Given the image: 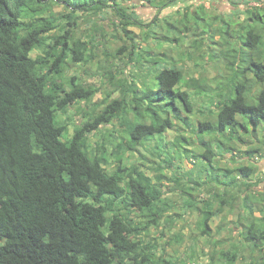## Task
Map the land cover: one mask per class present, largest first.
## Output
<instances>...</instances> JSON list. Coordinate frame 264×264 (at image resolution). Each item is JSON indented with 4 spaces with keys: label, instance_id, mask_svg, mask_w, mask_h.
<instances>
[{
    "label": "trees",
    "instance_id": "1",
    "mask_svg": "<svg viewBox=\"0 0 264 264\" xmlns=\"http://www.w3.org/2000/svg\"><path fill=\"white\" fill-rule=\"evenodd\" d=\"M53 1L71 9L72 14L67 10L64 16L69 26L75 25L77 11H101L108 2L81 5L76 0H0V264H173L165 256L157 258V247L141 239L163 219L166 204L162 189L138 167L144 168V164L126 163L123 151L138 152L137 147H143L157 162L146 156L142 159L160 169H174V184L194 173L175 172L184 167L182 156L200 165V172L212 165L218 151L239 153L247 160L259 156L264 147V8L246 11L249 22L240 26L233 45L226 39L229 25L225 24L220 44L226 47L222 56L231 58V67L215 79L214 87L201 74L184 79L183 72L169 60H160L163 42L154 49L136 47L126 27L143 23L138 16L139 20L128 16L125 9H115L119 21L113 27L121 28L131 41L130 49L124 46L118 52L130 51L134 73L111 77L118 97L75 125L67 137L68 109L90 101L96 91L74 84V78L66 90L60 79L68 62H91L92 56L86 52L92 48L82 41L76 48L69 45L70 40L74 42L71 29L49 39L47 34L55 29L52 18L25 22L23 12L38 15ZM113 1L114 6L120 5ZM171 1L175 0L151 2L162 8ZM195 15L204 21L199 12ZM166 40L171 47L181 46L177 36ZM58 43L60 53H56ZM192 45L202 44L197 41ZM202 47L200 51L197 47L199 57L218 63L217 56L210 54L211 47L206 45L205 51ZM37 49L41 55H35ZM242 50L249 52L243 58ZM59 114L64 120H59ZM106 125L117 133L109 161L94 150L88 151L85 141L86 134ZM173 127L180 139L168 142L164 134ZM173 148L177 150L174 156ZM235 155L232 160L239 161ZM111 164L114 167L108 172ZM218 171L228 177L226 181L207 178L203 182L198 177L196 187L207 183L233 187L240 178L244 187L240 209L246 213L239 214L240 220L234 224L242 241L263 249L264 224L254 215L262 214L264 219V192L250 205L245 194L257 184L256 170L242 163ZM229 200L221 199L220 207L231 209L235 202ZM190 204L193 206V201ZM211 206V202L204 205L197 229L213 250L210 222L221 212L209 210ZM136 219H142L144 225L137 226ZM219 255L233 262L236 253L221 251Z\"/></svg>",
    "mask_w": 264,
    "mask_h": 264
},
{
    "label": "rangeland",
    "instance_id": "2",
    "mask_svg": "<svg viewBox=\"0 0 264 264\" xmlns=\"http://www.w3.org/2000/svg\"><path fill=\"white\" fill-rule=\"evenodd\" d=\"M69 1L70 3L73 2V0ZM76 1L81 5H90L91 2H98V0ZM113 2V0H108L104 4L105 6L99 3V6L105 7L101 11H77L74 14L75 25L73 26L67 25L68 19L64 16H67V10L70 11L71 9L67 8L63 2L58 3L53 1L47 3L42 8L43 11L38 15L30 12L27 15L25 12L22 14V17L25 15L24 19L27 23L30 21L35 22L38 18H52L55 29L47 34L49 39L58 36L64 29H71L74 34V42L70 40L69 45L76 48L78 47L77 43L82 41L86 43L88 48H92L91 51L86 52L88 56L89 54L92 56L91 62L87 64L68 62L67 68L60 79L64 83L66 90L72 87L70 82L71 78H74V84L80 85L88 90L96 91L90 101L79 102L68 109L65 116L69 119V121L67 120V137L72 135L75 125H81L86 119L99 113L106 102L118 97L119 93L115 86V81L111 77L121 78L123 72L124 76H130V74L134 73V65L129 61L131 57L129 54L130 51L122 54L118 52L124 46L130 49L131 41L120 31L122 30L121 28L113 27L119 21L115 9L123 8L128 16L131 15L136 18L138 16L140 20L137 19L143 23V26L140 27H126L127 30L132 32L134 37L133 43L140 50L141 48H146L147 44L151 43L153 36L150 34L149 29L155 28L154 30H156L157 28L158 31H166V21L176 26L174 19H181L178 27H174L175 29L168 34L165 33L170 38L178 35L177 37H179L181 46H174L168 50L160 51L165 52L168 59L161 55L160 58L169 60L170 56L176 57L180 51H183L184 54H190L194 58L193 61L196 58L198 64L200 63L199 60L202 63L198 65L199 68L195 67L193 63L191 65L185 64L184 62L178 64V67L183 72L184 79L197 77L201 74L209 80L208 85L214 87L216 83L215 79L220 78L221 73L227 74L231 67L228 62L231 58L225 59L222 56L226 52V47L223 49L220 44L224 36L221 34V31L227 26L225 24L229 25V34L227 35L232 36L227 37L225 34L226 39L233 45L237 41L236 36L240 34V26L249 22L246 11H251L254 8H264V0H175L171 1L173 5L160 11H158V6H155L150 0H116L120 4L119 6H114ZM197 12H199L198 16H203L204 21L195 19L194 16ZM162 14H168L172 17L162 18L154 26V19H159V16ZM147 25L151 26L147 27ZM192 41H198V44L202 45H192ZM206 45L211 47L209 49L210 54L215 58L217 56L218 63L215 60V62H209L207 57L205 61L200 58L199 51L202 46V50L205 51ZM37 50L35 51V55H41V51L39 49ZM61 51L62 47L58 43L56 53H60ZM248 53L242 50L240 56L243 58ZM218 91H221V89ZM65 117L61 114L58 115L60 121L64 120ZM116 135L117 133L114 131V128L107 125L102 126L96 132L86 134L85 141L88 151L94 150L100 156L106 157L109 161L111 148L116 143ZM174 135L176 137V131L170 132L168 130L164 134L165 140L172 142ZM137 149L138 152L123 151L125 162L129 165H145L144 168L140 167V165L138 167L145 170L151 177L152 182L162 189V202L166 204V207H164L165 213L159 227H151L147 234L141 235L144 243H151L157 247L154 251L157 258L165 256L173 264H264V248L261 250L255 249L252 248L249 242L242 241L238 234L237 226L234 224L239 222V214L243 215L246 213L245 209H240V205L242 204L241 193L244 189L240 184L241 179L234 173L233 176H236L238 180L237 184L233 187L215 186L213 183H207V186L199 189L196 187V181H194L198 177L203 182L207 178H218L219 180L226 181L228 177L223 176L224 173H220L218 169H234L242 163L252 166L256 170L258 179L256 186L250 192L245 193L248 198V205H250L258 193L264 192V147L259 156L252 157V160L241 159L242 154L236 153L235 155L232 152L240 162L233 161L232 154L230 155L229 151L226 153L218 151L212 165L206 167V170L202 172H200L202 168L200 165L195 166L190 159H185L182 156L180 158L184 167L180 166V169H176L175 172L183 174L182 172L184 170H194V173L191 178L186 179L185 177L184 179H180L178 184H174L171 181L174 169L157 168L150 163L155 158L150 156L149 153H146L143 147L139 146ZM171 151V154L177 152L176 148H173ZM142 156H146L150 161L142 159ZM155 161L157 162V160ZM113 167L114 165L111 164L106 170L111 172ZM158 176L161 177L157 181L156 177ZM223 198L226 200L232 199L229 201H231L230 204L235 202L234 206L231 209L226 206L223 208L220 207L221 199ZM191 201H193V206L190 204ZM207 202H211L212 204L209 210L218 209L221 212L210 222V241L215 242L213 250L208 240L201 236L197 229V223L203 215L202 209ZM254 216V219L258 223L260 221V223L264 224L262 214L255 212ZM141 221L143 220L136 219V225L143 226L144 223ZM221 251L228 253L235 252V260L233 262H226L219 255Z\"/></svg>",
    "mask_w": 264,
    "mask_h": 264
},
{
    "label": "crops",
    "instance_id": "3",
    "mask_svg": "<svg viewBox=\"0 0 264 264\" xmlns=\"http://www.w3.org/2000/svg\"><path fill=\"white\" fill-rule=\"evenodd\" d=\"M152 1V0H151ZM170 4V3H169ZM170 5H173V3L172 4H170ZM170 5H168V6H166V7H158V11H160V10H163V9H166V8H168V7H170ZM156 6V5H155ZM195 14H197V13H195ZM196 16V15H195ZM158 17V16H157ZM169 17H172L171 15H168V14H162L161 16H159V19L158 18H155L154 19V26H156L157 24H158V22L162 19V18H169ZM175 21H176V26L175 25H173V23H170V22H168V21H166V23H165V25H166V31H163V30H161V31H158L157 30V28H156V30H154L155 28H151V29H149V32H151V31H153V34H151L152 36H153V38H152V40H151V43H149V44H147V46H146V48H155V45L156 44H159V43H164V46H163V51H165V50H168V49H170L171 48V45L169 44V42H167V40H166V38H169V39H172V38H174L175 36H178V35H174V37H167V35L166 34H168L169 32H171L173 29H175L174 27H178L179 25H180V20L181 19H174ZM151 26V25H150ZM170 27H172V28H170ZM166 33V34H165ZM165 34V35H164ZM195 42H197V41H192L191 43H195ZM146 48H141L142 50L143 49H146ZM140 49V48H139ZM180 53H184L183 51H180L178 54H177V56L176 57H173V56H170V58H169V62L168 63H174V64H172V65H175L177 68H179L180 70H181V68L180 67H178V64H181L182 62H184L185 64H188V65H191V63H193V65H199L200 63H202L201 62V60H199V64H198V61H196V58H195V61H193V57H191L190 59H188V55L187 54H185V56L183 55L182 57L180 56ZM158 54L159 55H161V56H163V57H166V53L165 52H160V51H158ZM160 58V57H159ZM164 59V58H163ZM162 58H160V60H163ZM168 59V58H167ZM184 59V60H183ZM183 60V61H182ZM181 72H182V70H181ZM170 130V132H172V131H175V127H173V128H171V129H169ZM178 134V133H177ZM175 138H178V139H180L179 137H177V135H176V137H175V135H174V137H173V139H172V141H174V139ZM175 154V153H174ZM174 154H172L173 156H174ZM263 159H264V157H263ZM194 171V170H193ZM260 172H262V171H260ZM261 174V173H260Z\"/></svg>",
    "mask_w": 264,
    "mask_h": 264
}]
</instances>
